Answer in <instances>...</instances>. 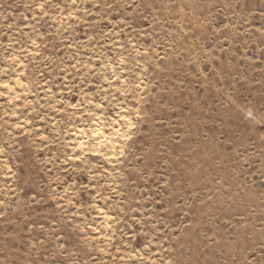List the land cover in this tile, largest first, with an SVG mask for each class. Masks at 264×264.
<instances>
[{
	"label": "rangeland",
	"instance_id": "374dc122",
	"mask_svg": "<svg viewBox=\"0 0 264 264\" xmlns=\"http://www.w3.org/2000/svg\"><path fill=\"white\" fill-rule=\"evenodd\" d=\"M0 264H264V0H0Z\"/></svg>",
	"mask_w": 264,
	"mask_h": 264
},
{
	"label": "bare ground",
	"instance_id": "6f19581e",
	"mask_svg": "<svg viewBox=\"0 0 264 264\" xmlns=\"http://www.w3.org/2000/svg\"><path fill=\"white\" fill-rule=\"evenodd\" d=\"M103 131H104V129H103ZM118 132H119V131H118ZM118 132H117V133H118ZM102 133H103V132H102ZM83 134H84V133H83ZM96 134H97V133H96ZM103 134H104V133H103ZM106 134H107V133H106ZM121 135H122V134H121ZM93 136H95V133L93 134ZM97 136H98V135H97ZM81 137H82V136H81ZM94 138H95V137H94ZM96 138H97V137H96ZM96 138H95V139H96ZM98 138H99V137H98ZM104 139H105V138H104ZM96 140H97V139H96ZM99 143H100V141H99ZM83 144H84V143H83ZM81 145H82V144H81ZM110 145H112V144H110ZM110 147H111V146H110ZM107 149H108V148H107ZM113 150H114V148H113Z\"/></svg>",
	"mask_w": 264,
	"mask_h": 264
}]
</instances>
